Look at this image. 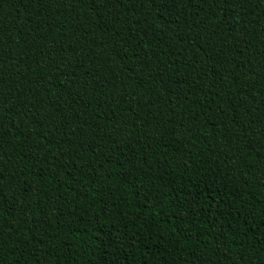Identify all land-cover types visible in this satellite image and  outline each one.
<instances>
[{
  "label": "trees",
  "instance_id": "1",
  "mask_svg": "<svg viewBox=\"0 0 264 264\" xmlns=\"http://www.w3.org/2000/svg\"><path fill=\"white\" fill-rule=\"evenodd\" d=\"M0 264H264V0H0Z\"/></svg>",
  "mask_w": 264,
  "mask_h": 264
}]
</instances>
